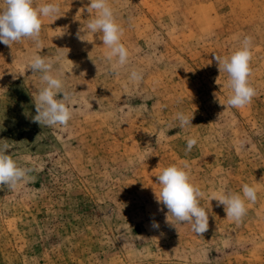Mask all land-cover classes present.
<instances>
[{
  "label": "rangeland",
  "instance_id": "rangeland-1",
  "mask_svg": "<svg viewBox=\"0 0 264 264\" xmlns=\"http://www.w3.org/2000/svg\"><path fill=\"white\" fill-rule=\"evenodd\" d=\"M35 2L60 6L54 22L43 18V48L0 43V146L32 169L29 182L0 187V264H264V0H109L130 67L143 72L138 85L110 72L102 34L86 30L89 0ZM245 36L257 94L233 108L213 57ZM34 54H62L56 67L76 100L67 126L33 119L43 86L26 67ZM178 111L193 126L179 128ZM185 162L205 192L202 235L166 224L156 200V176ZM244 184L257 199L235 223L210 196Z\"/></svg>",
  "mask_w": 264,
  "mask_h": 264
},
{
  "label": "clouds",
  "instance_id": "clouds-1",
  "mask_svg": "<svg viewBox=\"0 0 264 264\" xmlns=\"http://www.w3.org/2000/svg\"><path fill=\"white\" fill-rule=\"evenodd\" d=\"M87 12L94 15L86 24V30L92 34H102V43L107 51L104 54L106 63L110 66L113 75H119L123 70L128 73L127 81L139 84L143 80V72L130 67V53L122 42L124 29L117 22L109 0H89ZM60 6L58 3L36 4L35 0H0V43L12 47L16 42L31 40L35 47L43 48L41 30L43 18H50L53 22L58 19ZM80 31L77 37L81 40ZM252 37L245 36L241 46L229 56L214 55L220 73H227L226 87L231 90L227 98V105L233 108H242L251 103L257 94L250 84L252 59ZM62 54L55 59L45 58L34 54L26 64L32 73H40L42 87L35 97V122L45 126H67L73 118L75 93L69 91L64 80L63 66L59 68ZM181 129L193 126V115L184 112L175 113ZM197 144L196 138H188L186 151L190 152ZM8 145L0 146V187L14 190L18 185L29 182L32 178L31 168L21 166L8 154ZM185 162L182 166L170 165L161 170L156 176L159 192L156 195L158 204L167 209L165 223L174 225L190 224L197 235H202L209 227V214L200 203L205 192L195 185L187 170ZM211 201H217V206H223L226 218L240 223L247 214L246 203H255L257 188L244 184L242 194L226 191L212 192ZM163 210V209H161ZM151 227L159 229L160 225L152 221ZM163 235V233H161Z\"/></svg>",
  "mask_w": 264,
  "mask_h": 264
}]
</instances>
